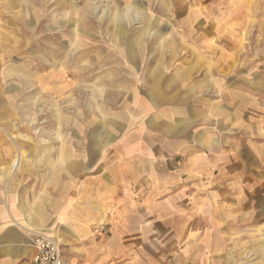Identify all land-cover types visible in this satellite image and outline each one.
I'll return each instance as SVG.
<instances>
[{"label": "rangeland", "instance_id": "1", "mask_svg": "<svg viewBox=\"0 0 264 264\" xmlns=\"http://www.w3.org/2000/svg\"><path fill=\"white\" fill-rule=\"evenodd\" d=\"M20 152L141 177L37 230L64 264H264V0H0V180Z\"/></svg>", "mask_w": 264, "mask_h": 264}, {"label": "crops", "instance_id": "2", "mask_svg": "<svg viewBox=\"0 0 264 264\" xmlns=\"http://www.w3.org/2000/svg\"><path fill=\"white\" fill-rule=\"evenodd\" d=\"M119 13L117 19L121 20L122 13L133 19L138 18L141 12L134 4H129L119 10ZM116 28L120 34L121 24H117ZM149 30V25H144L141 33H149ZM161 92L155 91L157 96H161ZM132 158L137 159V156ZM77 159L73 156L70 161L63 160L68 163L64 168L58 165L57 156L37 155L28 161L30 165L25 164L21 170L11 166L2 173L0 264H33L35 249L31 244L29 231L51 230L58 225L59 216L64 218L63 224L68 232L76 235L91 224L103 220L114 221L123 214V209L115 207L120 198L119 193L122 188L139 184L141 177L122 178V171H116L114 166H90L89 157L87 160L84 156ZM138 162L142 161L135 163ZM148 162L152 163L151 160ZM75 163L80 166L75 167ZM128 170L125 174H130ZM153 172V169L151 173L145 172L146 180ZM134 174L140 176L137 172ZM74 186L77 187L75 193L72 190ZM107 196H111L110 203L114 204L110 209L106 205ZM126 213H129V209H126ZM113 225L116 226L114 223Z\"/></svg>", "mask_w": 264, "mask_h": 264}, {"label": "built area", "instance_id": "3", "mask_svg": "<svg viewBox=\"0 0 264 264\" xmlns=\"http://www.w3.org/2000/svg\"><path fill=\"white\" fill-rule=\"evenodd\" d=\"M29 238L35 249L33 264H64L60 246L51 234L30 230Z\"/></svg>", "mask_w": 264, "mask_h": 264}, {"label": "bare ground", "instance_id": "4", "mask_svg": "<svg viewBox=\"0 0 264 264\" xmlns=\"http://www.w3.org/2000/svg\"><path fill=\"white\" fill-rule=\"evenodd\" d=\"M22 154H23V153L20 152V153L16 156V158L11 162L12 166H13L15 169H17L18 166H19V163H20V161H21V159H22Z\"/></svg>", "mask_w": 264, "mask_h": 264}]
</instances>
